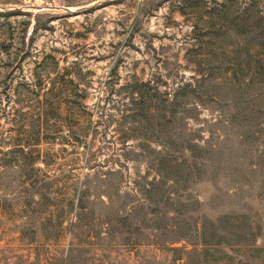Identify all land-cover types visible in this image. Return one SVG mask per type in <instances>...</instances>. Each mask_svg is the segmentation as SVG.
I'll list each match as a JSON object with an SVG mask.
<instances>
[{
  "label": "rangeland",
  "instance_id": "374dc122",
  "mask_svg": "<svg viewBox=\"0 0 264 264\" xmlns=\"http://www.w3.org/2000/svg\"><path fill=\"white\" fill-rule=\"evenodd\" d=\"M0 264H264V0H0Z\"/></svg>",
  "mask_w": 264,
  "mask_h": 264
}]
</instances>
